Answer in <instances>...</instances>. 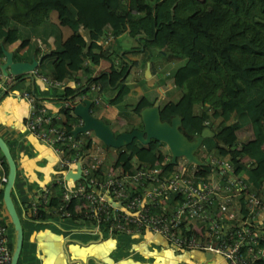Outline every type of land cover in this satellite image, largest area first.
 Here are the masks:
<instances>
[{
    "label": "trees",
    "instance_id": "1",
    "mask_svg": "<svg viewBox=\"0 0 264 264\" xmlns=\"http://www.w3.org/2000/svg\"><path fill=\"white\" fill-rule=\"evenodd\" d=\"M106 31L115 37L125 31L135 43L129 50L142 52L143 62L147 58L144 49L153 46L167 60L182 59L170 73L172 84L179 89L174 112L160 117L168 119L177 113L179 128L187 137L198 133L206 120L211 124L218 118L216 127H211L217 132L203 137L200 148L228 153L235 169H243L252 186H257L264 178V0H0V60L2 46L16 39L19 46L26 45L22 58L30 60L40 44L48 45L47 38L52 36L54 46L37 70L57 80L80 70L86 81L97 83L99 88L113 87L107 102L128 117L150 105L154 97L142 94L133 103L125 101L132 87L125 77L135 60H127L115 47L111 51L109 45L101 47L97 39ZM109 53L116 55V61ZM100 59H108L107 70L90 76L88 63ZM87 89L76 84L60 98H73ZM195 105L202 109L195 112ZM205 106L209 114L203 110ZM63 115L62 126L68 131L78 117L67 111ZM132 127L137 126L123 130ZM245 127L248 136L238 140ZM82 139L77 149L80 153L90 144L89 135ZM163 146L164 142L154 138L145 144L133 138L113 147L110 164L102 161L91 174L102 177L108 168L116 167L130 172L134 163L152 166L163 158ZM240 155L250 162L239 163L236 157ZM2 164L6 172L3 155ZM162 166L168 171L173 163L165 161ZM206 170L204 167L199 172ZM50 189L47 202L39 203L35 216L57 214L53 210L62 202L60 188L52 184ZM8 245L12 247L10 242Z\"/></svg>",
    "mask_w": 264,
    "mask_h": 264
},
{
    "label": "built area",
    "instance_id": "2",
    "mask_svg": "<svg viewBox=\"0 0 264 264\" xmlns=\"http://www.w3.org/2000/svg\"><path fill=\"white\" fill-rule=\"evenodd\" d=\"M112 37L106 31L97 40L104 47ZM29 72L50 87L63 85L62 79H52L36 67ZM12 76L14 74L8 76L0 69V82ZM85 77L82 75L76 84L96 91L89 97L92 103L100 101L99 85L86 81ZM21 95L27 103L25 129L53 149L58 155L60 171L29 201L31 215L37 214L39 203L47 202L50 187L55 184L60 188L62 200L53 210L58 215L77 216L109 234L146 230L161 235L177 248L218 254L227 264L262 263L264 178L257 186H252L244 170L235 169L228 153L201 148L197 152L199 164L178 156L181 159L176 157L173 167L164 170L162 164L169 159L168 151L152 166L134 163L130 172L116 167L108 168L102 177L95 176L91 170L102 162L104 151L98 145L101 141L92 133L89 147L80 153L77 149L84 140L62 126L63 111L72 113L74 102L88 96L58 98L59 105L49 109L45 101L30 91L23 90ZM72 148L74 150L67 153ZM164 148H167L165 144ZM236 158L245 165L250 162L245 155ZM76 162L80 167L79 177L64 178L67 167L73 170ZM204 167L207 170L200 173ZM71 200L73 203L67 207ZM8 244L7 224L0 219V264L9 263L11 248Z\"/></svg>",
    "mask_w": 264,
    "mask_h": 264
},
{
    "label": "crops",
    "instance_id": "3",
    "mask_svg": "<svg viewBox=\"0 0 264 264\" xmlns=\"http://www.w3.org/2000/svg\"><path fill=\"white\" fill-rule=\"evenodd\" d=\"M81 32L86 35L84 29H81ZM112 39L116 40L114 44L111 42ZM47 41L49 44H40L39 52L32 56L41 58V61L45 53L54 46L52 36H49ZM19 42L20 40L16 39L5 48L12 51L13 59L25 60L22 56L26 45L19 46ZM133 44L134 40L123 31L109 39L105 46L109 45L110 51L113 47L117 48V51L123 52L127 60L136 59L135 63L129 64V70L134 68L132 76L136 78L135 73L139 69L138 57L139 54L142 57V53L139 52L138 56L126 55V52L133 53L129 50ZM151 51L153 50H149ZM112 54L109 53L110 56ZM2 58L3 56L1 61ZM113 59L116 61V58ZM105 60L100 59L95 64L88 63L92 68L90 76L94 77L107 70L108 62ZM146 61H149L150 65V60ZM143 71L144 68L141 69L142 74ZM149 72L152 75L150 69ZM132 76L128 81H132ZM78 78H82L80 70L65 76L60 88L48 86L35 78L31 72L14 75L12 78L7 77L0 82V136L7 143L15 163L10 196L22 228L21 246L15 264H227L218 254L208 251L210 255L205 256L206 250L177 248L161 235L146 230L132 234L122 232L109 234L81 221L77 216L56 214L41 218L30 214L28 204L31 198L53 176L58 175V155L49 145L25 129L23 121L27 103L21 92L30 91L38 99L45 101L49 109H53L59 105L56 100L66 96L70 88L76 85ZM100 89L99 93L103 97L100 101L91 103L89 111L102 120L115 119L118 115L117 108L107 102L110 95H105ZM95 94L96 91L91 89L83 93L88 97ZM77 122L78 120L72 125ZM70 169L72 170L67 167L65 173ZM5 176L0 152V188L4 184ZM0 219L7 224L9 242L13 245L14 229L10 228L8 223L10 220L1 198Z\"/></svg>",
    "mask_w": 264,
    "mask_h": 264
},
{
    "label": "water",
    "instance_id": "4",
    "mask_svg": "<svg viewBox=\"0 0 264 264\" xmlns=\"http://www.w3.org/2000/svg\"><path fill=\"white\" fill-rule=\"evenodd\" d=\"M1 49L3 58L0 62V69L3 74H7L8 72L14 75L27 73L40 63L41 58H35L34 56L30 60H15L12 57L11 50L3 46ZM146 73L148 76L150 75L149 61L145 62L143 75L147 76ZM91 103L92 101L89 97H81L72 105V113L79 118V123L73 125L70 129L73 135L79 132L91 131L98 140L110 147H120L130 142L133 138L143 144L147 143L150 138H154L164 142L167 146L169 163H173L178 156L185 157L187 161L201 163L197 152L199 151L202 138L205 136H213L217 132L216 129L211 128L209 122H204L203 127L198 133L187 137L179 128L180 116L174 113L169 116V119L160 118L157 99H154L150 105L143 106L139 110L140 127H132L129 130H120L114 133L108 123L90 113L89 108ZM0 151L7 165L1 199L14 229V240L8 264H15L22 239V228L19 216L10 196V189L13 186L15 176V163L7 143L1 136ZM79 174L80 167L78 162H76L75 169L68 170L64 174V178L74 180L79 177Z\"/></svg>",
    "mask_w": 264,
    "mask_h": 264
},
{
    "label": "rangeland",
    "instance_id": "5",
    "mask_svg": "<svg viewBox=\"0 0 264 264\" xmlns=\"http://www.w3.org/2000/svg\"><path fill=\"white\" fill-rule=\"evenodd\" d=\"M65 32L66 33L68 32L67 28L65 29ZM149 50H153V51L149 52ZM144 52H146V55H147L146 59L150 60L149 69L151 70L152 75L150 74L149 76L148 75L144 76L142 74L141 69L145 67L146 60L143 62L139 54V57H138V60H139L138 68L139 69H137L138 71L137 73H135L137 77L135 78V76H132L134 72V68H132L133 70L130 69L125 77V80L128 81L129 80L128 78L132 76L131 77L132 81H128V82H131L133 88L130 89V91L127 93L124 99L126 102L133 103L137 97L144 94L149 99L153 97L154 99H157L159 114H162L164 116L166 114L174 112V109H173L174 103H175L176 98L179 95V89L172 84L170 73L178 64L182 62V59L178 57V58H171L167 60L164 54L159 52V49L157 47L145 48ZM138 53H139L138 51L135 53L126 52V55L138 56ZM113 57L116 58V55L112 54V58ZM105 61L107 63L108 59H106ZM102 90L104 91L105 95H111L114 92L113 88L111 90L109 88H102ZM201 109L202 108L198 105L194 106L195 112H199ZM203 110H205L207 114H209L210 112V110L207 109L206 106L205 108H203ZM103 120L109 124V126L111 127L114 133H117L121 129H126L131 125H134L137 127H140L141 125L138 113L137 114L130 113L128 117L123 116V114L118 113V115L115 116V119H110V120L103 119ZM205 122H207V120ZM217 122H218V118L212 119V123L210 124V126L212 128H215L217 125ZM248 130L249 129L246 127L242 128L241 134L238 136V140L245 139L248 136ZM91 133H92L91 131L79 132L78 135L81 138H85ZM98 145L104 151L102 161H104L105 164L109 165L112 155L114 153V148L110 146L108 147L104 146L102 142H99ZM164 151L168 153L167 148H164ZM178 159H181V158L178 157ZM8 223L10 225V228H12V225L10 224V222ZM204 255L209 256L210 253L208 251H205Z\"/></svg>",
    "mask_w": 264,
    "mask_h": 264
},
{
    "label": "flooded vegetation",
    "instance_id": "6",
    "mask_svg": "<svg viewBox=\"0 0 264 264\" xmlns=\"http://www.w3.org/2000/svg\"><path fill=\"white\" fill-rule=\"evenodd\" d=\"M161 118V117H160ZM163 119H165V118H163ZM169 119V118H168Z\"/></svg>",
    "mask_w": 264,
    "mask_h": 264
},
{
    "label": "bare ground",
    "instance_id": "7",
    "mask_svg": "<svg viewBox=\"0 0 264 264\" xmlns=\"http://www.w3.org/2000/svg\"><path fill=\"white\" fill-rule=\"evenodd\" d=\"M146 75H147V73H146Z\"/></svg>",
    "mask_w": 264,
    "mask_h": 264
}]
</instances>
